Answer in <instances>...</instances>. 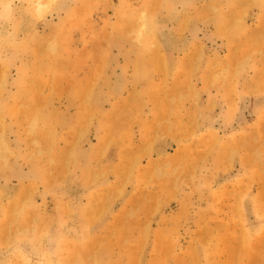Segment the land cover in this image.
I'll list each match as a JSON object with an SVG mask.
<instances>
[{"label":"rangeland","instance_id":"1","mask_svg":"<svg viewBox=\"0 0 264 264\" xmlns=\"http://www.w3.org/2000/svg\"><path fill=\"white\" fill-rule=\"evenodd\" d=\"M28 46L0 68V264L45 234L60 264H264V0H59Z\"/></svg>","mask_w":264,"mask_h":264},{"label":"clouds","instance_id":"2","mask_svg":"<svg viewBox=\"0 0 264 264\" xmlns=\"http://www.w3.org/2000/svg\"><path fill=\"white\" fill-rule=\"evenodd\" d=\"M59 0H0V68L11 69L28 55V41L37 25L57 13ZM146 13H141V19ZM148 25L142 23L136 33V42L143 46ZM31 251L26 252L25 241L18 240L10 254L22 264H60L61 237L53 240L49 234L26 242ZM55 245L53 247L52 245Z\"/></svg>","mask_w":264,"mask_h":264},{"label":"bare ground","instance_id":"3","mask_svg":"<svg viewBox=\"0 0 264 264\" xmlns=\"http://www.w3.org/2000/svg\"><path fill=\"white\" fill-rule=\"evenodd\" d=\"M151 166V165H150Z\"/></svg>","mask_w":264,"mask_h":264}]
</instances>
